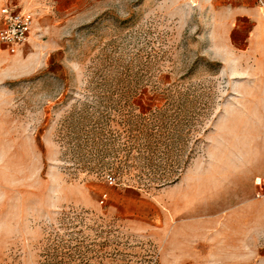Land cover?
Masks as SVG:
<instances>
[{
    "label": "rangeland",
    "instance_id": "1",
    "mask_svg": "<svg viewBox=\"0 0 264 264\" xmlns=\"http://www.w3.org/2000/svg\"><path fill=\"white\" fill-rule=\"evenodd\" d=\"M43 3L32 41L0 55V264H159L155 239L124 226L108 193L150 196L187 174L210 226L191 263L264 264L253 20L233 33L236 52L253 53L241 63L220 44L231 0Z\"/></svg>",
    "mask_w": 264,
    "mask_h": 264
},
{
    "label": "crops",
    "instance_id": "2",
    "mask_svg": "<svg viewBox=\"0 0 264 264\" xmlns=\"http://www.w3.org/2000/svg\"><path fill=\"white\" fill-rule=\"evenodd\" d=\"M45 1L0 0V9L9 5L15 10L34 11L37 14L38 10L45 6L43 3ZM262 8H264V1L231 0V7L221 14L219 25L222 35L220 44L225 51L233 52L241 63H246L244 58H250L253 53L243 52L240 54L236 52L233 33L241 31V20L247 18L253 20L251 31L253 41L262 40L264 38V36H260V34H264ZM37 18L34 17L27 38L28 42L33 39V31L38 22ZM2 25L0 14V28ZM65 30L63 29V31ZM0 46L2 47L0 55L8 52L3 45ZM261 55L259 56L261 57ZM218 59L221 63L226 61L224 55ZM195 189H197V183L194 177L187 174L181 179L163 186L150 196L133 186L111 190L108 193L107 203L110 212L124 226L155 239L159 264H192L195 254L193 250H197L203 255L202 244L206 242L207 230L210 228L205 215L196 216L194 212Z\"/></svg>",
    "mask_w": 264,
    "mask_h": 264
},
{
    "label": "built area",
    "instance_id": "3",
    "mask_svg": "<svg viewBox=\"0 0 264 264\" xmlns=\"http://www.w3.org/2000/svg\"><path fill=\"white\" fill-rule=\"evenodd\" d=\"M263 2L264 0H259ZM3 25L0 28V45L14 54L27 40L31 31L34 16L31 12H22L5 5L0 9ZM108 185H115V177L108 176ZM105 195L101 202H103Z\"/></svg>",
    "mask_w": 264,
    "mask_h": 264
},
{
    "label": "trees",
    "instance_id": "4",
    "mask_svg": "<svg viewBox=\"0 0 264 264\" xmlns=\"http://www.w3.org/2000/svg\"><path fill=\"white\" fill-rule=\"evenodd\" d=\"M166 182H167V183H173V182H175V179H173V180H171V181H163V185H164V184H167Z\"/></svg>",
    "mask_w": 264,
    "mask_h": 264
}]
</instances>
